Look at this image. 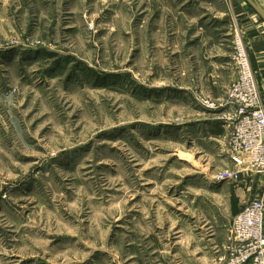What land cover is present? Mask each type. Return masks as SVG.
<instances>
[{"label":"rangeland","instance_id":"1","mask_svg":"<svg viewBox=\"0 0 264 264\" xmlns=\"http://www.w3.org/2000/svg\"><path fill=\"white\" fill-rule=\"evenodd\" d=\"M181 1L0 0V264H228L223 109L153 70Z\"/></svg>","mask_w":264,"mask_h":264},{"label":"crops","instance_id":"2","mask_svg":"<svg viewBox=\"0 0 264 264\" xmlns=\"http://www.w3.org/2000/svg\"><path fill=\"white\" fill-rule=\"evenodd\" d=\"M257 1L264 9V0ZM229 2L182 0L180 7H187L182 11L187 16L179 18L182 19L180 22L160 24L168 29H158L154 33L153 57L156 63L153 70L157 80H161L157 86L176 88L175 95L185 94L191 103L198 102L199 97L222 99L237 77L231 50L234 31L231 16L236 15L264 101V19L247 0ZM211 133L214 140L227 146L229 131L223 124ZM263 196L264 177L244 175L242 182L233 184L230 192L233 218L247 203Z\"/></svg>","mask_w":264,"mask_h":264},{"label":"built area","instance_id":"3","mask_svg":"<svg viewBox=\"0 0 264 264\" xmlns=\"http://www.w3.org/2000/svg\"><path fill=\"white\" fill-rule=\"evenodd\" d=\"M235 26L236 80L220 103L205 97H199L198 103L223 109L221 121L229 131L227 144L236 170L221 178L237 184L244 175L264 177V101L242 33ZM232 237L228 264H264V196L247 203L233 218Z\"/></svg>","mask_w":264,"mask_h":264},{"label":"water","instance_id":"4","mask_svg":"<svg viewBox=\"0 0 264 264\" xmlns=\"http://www.w3.org/2000/svg\"><path fill=\"white\" fill-rule=\"evenodd\" d=\"M254 10L264 19V9L257 0H247Z\"/></svg>","mask_w":264,"mask_h":264},{"label":"trees","instance_id":"5","mask_svg":"<svg viewBox=\"0 0 264 264\" xmlns=\"http://www.w3.org/2000/svg\"><path fill=\"white\" fill-rule=\"evenodd\" d=\"M232 204H233V206H235V204H236V200L234 199V197H233V199H232ZM233 214H234V215L237 214V212H236V210L234 209V207H233Z\"/></svg>","mask_w":264,"mask_h":264},{"label":"bare ground","instance_id":"6","mask_svg":"<svg viewBox=\"0 0 264 264\" xmlns=\"http://www.w3.org/2000/svg\"><path fill=\"white\" fill-rule=\"evenodd\" d=\"M240 29V31H241V28H239ZM242 33V32H241ZM242 36H243V34H242ZM243 39H244V37H243ZM244 42H245V40H244ZM245 45H246V43H245ZM247 46V45H246ZM248 49V48H247ZM248 54H249V52H248ZM249 58H250V56H249ZM250 62H251V60H250ZM252 65V64H251ZM256 74V73H255ZM260 89V88H259ZM262 96V95H261Z\"/></svg>","mask_w":264,"mask_h":264}]
</instances>
